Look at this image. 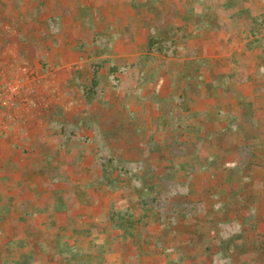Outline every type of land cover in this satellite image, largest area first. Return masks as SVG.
<instances>
[{
	"label": "rangeland",
	"instance_id": "374dc122",
	"mask_svg": "<svg viewBox=\"0 0 264 264\" xmlns=\"http://www.w3.org/2000/svg\"><path fill=\"white\" fill-rule=\"evenodd\" d=\"M69 1L0 0V234L76 189L107 219L70 264H264V0ZM109 156L138 162L102 172Z\"/></svg>",
	"mask_w": 264,
	"mask_h": 264
},
{
	"label": "crops",
	"instance_id": "0c3cea01",
	"mask_svg": "<svg viewBox=\"0 0 264 264\" xmlns=\"http://www.w3.org/2000/svg\"><path fill=\"white\" fill-rule=\"evenodd\" d=\"M57 0H50V5H48V0L46 2V7L52 6V2L56 3ZM109 0H70L69 3L72 4H77L78 2L80 3L79 6L86 7L92 4L94 7H101V12H99L101 15L103 14L106 16L107 12L110 10V5L108 3ZM72 7L69 5V9H64V12L71 10ZM105 9V10H104ZM107 11V12H106ZM39 15V14H38ZM36 16L35 18L38 21L39 16ZM75 15V11L72 10V16ZM51 16V15H49ZM45 19V18H44ZM50 20V19H48ZM42 21V18L41 20ZM46 21V20H45ZM36 22V23H37ZM80 24L88 25L83 31L86 33H93L94 32L103 34V32H100L102 29L100 25H92L90 22H87L84 20L83 22L81 21ZM65 23H62V28L64 30ZM96 33V34H97ZM94 39V38H92ZM91 39V40H92ZM56 38H51L49 35H45V37L40 38L37 42V44L40 46V42H44L50 51H53V53H57L58 51L64 50L67 46V50L70 54H74L75 50H78L79 44L74 45L71 43L69 44H64L62 41H57L59 42L58 44L56 43ZM85 39V44L80 43L81 45H84L82 48L83 53H86L85 56H87L88 52H90V48H95L94 42L91 44H88V40ZM67 42L68 41H64ZM100 44H102V40H98ZM45 48V49H46ZM39 49V48H38ZM44 49V50H45ZM98 49V48H97ZM40 50V49H39ZM81 51V50H80ZM87 51V52H85ZM96 52V51H95ZM102 52V53H101ZM79 54V53H78ZM81 55V54H80ZM111 56L110 51H105L104 49H101V51H98V55H94V58H108ZM71 194L67 196V194L64 192L61 195V198H63L62 203L60 204V201L58 202V199H53L55 202V205H44L43 200H41V208L39 207L38 209H20L21 215L19 218H21V221L19 223H15L13 225V228H8L5 229V231H2V233H5V236H9V243L6 242L7 247H4L2 244V241L0 242V248H5L7 250L6 256H13V259L11 261L13 264H70V261L68 259L74 258L72 254H68L67 251L74 250L75 248H79L80 245L79 242L83 241V239L78 238V232L77 231L80 228V225H82L84 228H88L87 231H92L94 232V224H95V217L98 216L99 220L97 221L98 225L103 224L102 218L107 219L106 215L100 213V212H94L90 210H86L88 204H92V208L97 206V203L95 202V198L93 195L88 194L85 195L82 201L86 203V205H82L79 203L78 200V195L77 190L71 191ZM28 197L25 195V198ZM94 198V199H93ZM30 199H25L28 205V201ZM86 208V209H85ZM96 210V209H93ZM110 213V212H109ZM76 224H79L77 226ZM105 225L107 227V231L105 233L109 234L110 230L115 231V229L110 227L109 223H106ZM104 228L101 227L100 233H104ZM1 233V234H2ZM84 233L86 232H79L81 236H84ZM115 233V232H114ZM0 234V235H1ZM48 235V236H47ZM53 235V237H51ZM33 237V238H31ZM36 239V253H33V248H31V245L33 244L31 240ZM92 239V238H91ZM2 240V238H1ZM105 239V243H106ZM4 243V242H3ZM65 245V247H64ZM92 247V245H85V250H88ZM100 249H102L101 246H98ZM12 248V249H11ZM29 248L28 253H25L26 255L21 256V249H26ZM11 249V250H10ZM109 247L106 248L108 250ZM51 250H53L51 252ZM48 252V255L47 253ZM122 253H118L120 256ZM23 258V259H21ZM32 258V261L30 263L27 262L28 259L30 260ZM53 258H56L53 260ZM27 262V263H26ZM1 264H4L2 262ZM73 264V263H71Z\"/></svg>",
	"mask_w": 264,
	"mask_h": 264
},
{
	"label": "trees",
	"instance_id": "16d2710c",
	"mask_svg": "<svg viewBox=\"0 0 264 264\" xmlns=\"http://www.w3.org/2000/svg\"><path fill=\"white\" fill-rule=\"evenodd\" d=\"M101 154L104 155V156H106L105 153H101ZM102 160L104 161L103 162V165H102V170H101L102 172H104L105 168L108 169L109 165H112V167H110L111 168L110 170L111 171L118 170V172H119L118 175H120V176H122V174L123 175H127L128 174V171H130V173L133 172V170H132L131 167L128 168L126 166L127 164H129L128 166H131L133 163H137L138 162V161L137 162H127V160H124V162H121V161L119 162L118 161V158H115V157H112V156H109L108 158L107 157H104ZM134 170H137V167H135ZM142 172H143L144 175H146V172L145 171H142ZM105 178H107V177H104L103 179H105ZM161 191L162 190H159V193ZM188 204H190V203L189 202L188 203H170V209L173 210V212L174 211H177V210L179 211L174 216L180 215V216H182V218H184V219L187 218L188 219L190 217V215H189L190 212L187 211V210H190V208H189L190 206ZM159 206L162 207V205H159ZM121 218L122 217H120V219L119 218L116 219V220H119V222L118 223H115L114 226H113V227H118V228H116L118 230L120 228H122V230L123 229H126L124 227L126 224L124 225V223H126V221L127 222H130V220H131V219H129V217L128 218L126 217L125 218L126 219L125 221L123 219L121 220ZM118 233L120 234V232H117V234Z\"/></svg>",
	"mask_w": 264,
	"mask_h": 264
}]
</instances>
